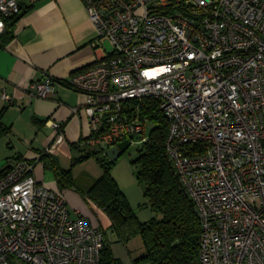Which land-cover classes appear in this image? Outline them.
I'll use <instances>...</instances> for the list:
<instances>
[{
  "label": "built area",
  "instance_id": "obj_1",
  "mask_svg": "<svg viewBox=\"0 0 264 264\" xmlns=\"http://www.w3.org/2000/svg\"><path fill=\"white\" fill-rule=\"evenodd\" d=\"M83 2L104 52L69 82L86 95L87 144L106 152L144 131L126 102L158 101L167 155L201 219L200 264H264V0ZM20 9L0 0V35ZM53 89L51 75L29 84L35 97ZM48 125L41 159L65 138L63 122ZM36 165L10 158L0 171V264H100L104 230Z\"/></svg>",
  "mask_w": 264,
  "mask_h": 264
},
{
  "label": "crops",
  "instance_id": "obj_2",
  "mask_svg": "<svg viewBox=\"0 0 264 264\" xmlns=\"http://www.w3.org/2000/svg\"><path fill=\"white\" fill-rule=\"evenodd\" d=\"M19 3L28 8L27 12L17 22L13 36L0 40V122L8 130L0 135V171L10 158L36 162L35 175L41 183L63 193L72 210H79L100 226L117 258L124 261V257L130 256L134 260L145 253L142 237L136 236L126 245L121 241L108 212L88 193L92 183L102 175L81 171L82 163L75 164L76 159L99 149L87 144L91 123L85 111L86 95L69 84L74 74L103 57L104 52L93 45L97 28L83 0H19ZM46 75L54 78L53 92L45 98L32 96L29 84ZM4 93L8 99L3 97ZM51 119L64 123L65 138L56 153L41 159L40 154L56 134L48 125ZM47 160L60 168L72 169L74 185L61 186L56 171L46 165ZM112 174L134 208L136 195L131 197L122 179L115 171ZM136 212L140 217V212ZM110 230L114 232L109 233Z\"/></svg>",
  "mask_w": 264,
  "mask_h": 264
},
{
  "label": "trees",
  "instance_id": "obj_3",
  "mask_svg": "<svg viewBox=\"0 0 264 264\" xmlns=\"http://www.w3.org/2000/svg\"><path fill=\"white\" fill-rule=\"evenodd\" d=\"M27 10L21 5L18 13L6 19V30L0 35V40L13 36L17 22ZM126 106L130 111L137 110L142 119L147 118L156 124L132 164L139 166L137 180L144 186L145 205L161 217L148 221L140 219L112 174L116 161H111L101 149L92 150L75 160L76 164L94 156L103 166L102 176L88 189L89 196L108 212L121 241L127 244L136 236L142 237L145 253L135 259L136 263L200 264L202 223L195 202L185 192L167 155L168 120L154 99H132L126 102ZM1 128L0 122V135L8 131ZM46 165L56 171L61 186L74 185L72 169L60 168L52 160H47ZM100 264H122L107 239Z\"/></svg>",
  "mask_w": 264,
  "mask_h": 264
},
{
  "label": "rangeland",
  "instance_id": "obj_4",
  "mask_svg": "<svg viewBox=\"0 0 264 264\" xmlns=\"http://www.w3.org/2000/svg\"><path fill=\"white\" fill-rule=\"evenodd\" d=\"M106 46L108 47V49H111V45L109 42L106 43ZM155 126L156 124L154 122L150 120H146L144 123L143 133H141L139 136L135 138V140H133L129 149L116 161L115 165L112 168V172L115 171L116 176L119 179H122L123 187H125V189L127 188V192L130 193L131 197L136 195V197L134 198V202L136 206L134 208L136 211L140 212V217L144 221H148L156 216L161 217V215L159 214L157 215L155 212H153V210L149 205H144V203L146 202V198L144 196V186L140 184L139 181L137 180V172L139 170V166H134L132 164V161L139 156L140 150L143 148L144 141L147 140L148 136L150 135L152 129ZM80 163H82V165L80 166L81 171L86 170L94 175H96L97 173L98 175L100 174L102 175L104 172L103 166L101 165L100 161L94 156L89 157L83 160L82 162H79V164ZM140 199L143 200V201L141 200L142 201L141 206L140 204H138ZM113 232H114L113 230H110L109 233H113ZM123 250H124V254L127 255V250L126 249ZM137 255L135 257H137ZM123 259L124 261L121 260L122 264H144V263H136L135 262L136 258L133 260L132 258H130V256L124 257Z\"/></svg>",
  "mask_w": 264,
  "mask_h": 264
},
{
  "label": "water",
  "instance_id": "obj_5",
  "mask_svg": "<svg viewBox=\"0 0 264 264\" xmlns=\"http://www.w3.org/2000/svg\"><path fill=\"white\" fill-rule=\"evenodd\" d=\"M142 132H136L129 136V138L120 142L118 145L112 146L106 150L105 154L111 161H117L131 146L132 140L139 136Z\"/></svg>",
  "mask_w": 264,
  "mask_h": 264
}]
</instances>
